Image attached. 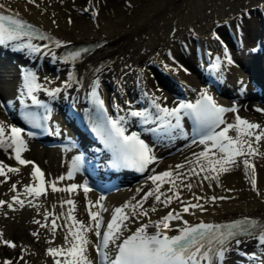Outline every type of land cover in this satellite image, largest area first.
I'll list each match as a JSON object with an SVG mask.
<instances>
[{
  "label": "bare ground",
  "instance_id": "1",
  "mask_svg": "<svg viewBox=\"0 0 264 264\" xmlns=\"http://www.w3.org/2000/svg\"><path fill=\"white\" fill-rule=\"evenodd\" d=\"M119 1L122 7L121 11L110 13L107 9L109 5L107 0H88L86 9L83 11L85 15L80 16L74 13L73 0H36L35 4H30L27 0H0V3L5 5L3 10L18 14L22 19L34 23L50 35L72 40L70 49L76 46H85L100 39L106 40L101 46L82 53L79 59L69 60L68 63L64 62L65 57L61 56L58 50L51 48L43 54H30L24 58L4 51L0 55V102L5 104L11 102V106L0 108V121H4L7 125L19 123L14 113L16 108L14 95L20 89L17 62L20 61L28 67H33L34 63L39 60L37 72L42 84L47 87L60 86L62 88V91L56 96H41L47 101H55V109L59 112L68 111V101L71 102L72 99L76 105L72 109L73 114L82 113V109L87 106L86 94L90 90L93 79L98 77L105 95L113 103L118 101L125 108L127 107L125 101H131L138 109L150 107L148 98L144 95L145 92L156 93V95L166 98L162 102L171 108L175 106L179 97L186 94V97L190 98L195 95L196 90L207 88L211 90L207 91L218 104L235 106L241 118L264 126V113L258 112L252 107L254 104H259L261 111H264V103L256 101L263 96L260 90L264 84V51L252 53V46L245 42V38L237 41L234 45L236 62L232 65L228 64V84L223 82L219 84V87H216L206 82L207 77L203 69H200L198 59L191 57L189 50H183L179 46L180 40L185 37L193 38L201 44H213L214 39L209 30L218 25L222 18L234 19L240 9L249 7L257 9L258 4L262 5L264 1ZM241 29V32L246 34L250 28L242 25ZM263 29V25L254 27L255 37L260 36ZM49 53H54V55ZM31 57H33L32 60H30ZM181 63H184L189 69L186 71L181 68ZM69 73H72V80H69L72 87L63 90V82L69 79ZM77 79L80 81L79 84L73 82ZM157 83L164 89L155 86ZM76 85L78 86L75 89ZM157 89L160 91L157 92ZM169 92L172 95H169ZM178 95L179 97H177ZM235 115L232 112L226 113L225 119L234 121ZM58 122L61 124L59 125L61 127L60 134H68L72 137L71 133L76 131L72 128L75 124L71 126L67 122L64 125L60 120ZM186 124L187 122H185V127ZM24 138L27 150L22 153V157L30 161L38 160L43 168L46 181H52L61 175L66 176L70 170L73 154L76 152L75 148L47 146L35 142L34 139L26 135ZM153 140L152 146L158 160L150 168H155L156 173L168 170L170 167L174 169L177 164L185 162L186 157L191 159L193 152H199L203 148L198 145L186 147L190 143V139L185 140L184 138L175 140H157L156 138ZM259 153H264V141H261ZM248 159L250 165L255 167L257 189L260 195L252 190L250 184L251 167L248 170L249 175L245 174L242 165L234 167L230 172L222 174L218 182L201 180L200 177H189L194 185L193 189L191 192L183 189L181 198L196 203L193 194L204 197L198 202L203 204L206 209L203 212L194 209L192 210L195 212L194 215L183 214L184 219L188 220L190 225L201 221L214 224L223 221L220 224L228 225L226 223L230 224L245 217L253 218L258 222L264 221V155L257 154ZM0 161L6 165L20 168L18 174L9 173L10 179L6 183H0V198L12 202V196L19 193L21 194L20 199H23L25 204L24 207L14 204V210L9 209L6 205L0 208V233L3 234L2 239L5 240L14 233L15 222L21 227L22 231L19 235L22 237L18 242H15L22 252L23 259L17 260L21 264H54L53 257L48 255L46 250L49 247L59 248L65 244L64 236L67 235V232L64 228L56 230L52 243L47 242L53 240V233L50 231L52 218L49 217L48 221L44 220L46 210L59 214L70 207L65 204L61 208L60 203L72 199L75 202L76 210L73 214L76 219L87 222L86 208L89 201L94 202L100 196H104L103 204L111 210L128 201L135 202L134 197L139 199L143 192L138 189L147 191L149 187H155L147 179L152 173L145 171L134 177L120 174L119 178L123 179L121 184L106 191L92 189L85 195L83 189L78 188L70 195L68 192L53 193L48 186L47 195L29 197L23 193L24 185L34 183L30 176L32 165H18L17 161L10 158L9 153L3 150H0ZM183 171L186 172L187 168ZM81 178V174L75 173L72 179L59 182L57 187H66L73 183L79 185ZM3 180L4 177H0V181ZM187 182L188 179L185 180V183ZM13 183L17 185L16 193L10 191ZM168 187L169 185H164L165 189ZM213 196L226 197V199L212 201L209 198ZM29 200H31V204H29ZM152 203V198H149L145 207H149ZM179 207L180 205L175 201L170 205V208L179 209ZM157 208L156 213H151L153 220L159 219L169 210L160 205H157ZM6 212L9 215L6 216ZM103 216L104 220L109 219L110 212L103 213ZM37 220L41 224L47 223L49 227H41L34 222ZM63 223V219L57 221L58 225ZM172 223L183 227L180 221ZM137 226L138 224H130L129 230L126 232L132 231ZM154 231V228L149 229V232ZM33 232H38L39 237H34ZM168 234L175 235L177 232L174 229ZM92 238L95 239V237ZM242 240L243 242L239 245L234 242L230 244L224 264H264V246H261L257 239L247 236L242 237ZM240 251H253L255 255L244 257L240 255ZM90 255L95 256L91 248ZM57 258L63 260V257ZM29 260L34 261L30 262ZM258 260L261 263H257ZM5 261H2L3 264ZM13 263L15 261H12Z\"/></svg>",
  "mask_w": 264,
  "mask_h": 264
},
{
  "label": "snow or ice",
  "instance_id": "2",
  "mask_svg": "<svg viewBox=\"0 0 264 264\" xmlns=\"http://www.w3.org/2000/svg\"><path fill=\"white\" fill-rule=\"evenodd\" d=\"M27 2L35 4L36 0H27ZM4 8L5 5L0 3V10ZM35 36L32 25L13 16L0 14V45L43 54V50L47 49L48 45L33 43ZM23 38H27V43L22 42ZM38 39L51 38L40 35ZM55 43L57 47L60 46L59 41ZM87 52L88 49L73 52L64 58V62L75 61L81 57L82 53ZM49 54L54 55V53ZM224 56L227 64L234 63L227 48L224 50ZM216 60L217 63L213 67L219 69L220 58L217 57ZM22 79L23 85L18 97L21 104H24L27 97L30 98L32 105L41 106L47 111V105L37 98L36 93L45 92L49 96H56L62 91L61 87L47 88L39 83L36 73L31 70L23 71ZM69 80H72V73H69V79L63 82V90L72 87ZM73 82L80 83L78 79ZM99 89L100 83L97 77L92 81V89L86 96L93 105L92 110H85L91 131L112 153L113 168L130 167L140 172L149 171L152 174L147 179L155 187H149L147 191L138 189L143 192L139 199L134 197L135 202L128 201L111 210L103 204L104 196H100L94 202L89 201L86 208L87 222L76 219L73 214L76 210L75 202L72 199L60 203L61 208L65 204L70 207L59 214L46 210L44 220L48 221L49 217L52 218L50 231L53 233V240L47 242L54 241V234L58 228H64L67 232L64 236V245L59 248L49 247L46 250L47 254L53 257L54 264H224L230 244L234 242L239 245L243 242L242 237L257 239L261 246H264V221L258 222L253 218L245 217L223 226L202 221L199 224L190 225L183 214L194 215L195 212L192 211L194 209L206 211L204 205L198 202L204 197L193 194L196 203L181 198L183 189L189 192L193 189L194 185L189 177L218 182L222 174L241 165L246 175H249L248 170L251 167L250 184L252 190L260 195L257 189L255 167L250 165L248 158L257 154L264 155L259 153L261 141H264V126L241 118L235 106L226 108L219 105L206 90H201L194 102L181 101L171 108L162 102L166 98L156 93L145 92L144 95L148 98L150 107L135 109L131 101H125L126 108L115 105L116 114L109 115ZM156 91L159 92L160 89ZM10 106L11 102L7 104L0 102V108ZM229 112L236 114L234 121L225 119V114ZM23 116L33 128L43 127L42 121L49 118L47 115L29 111H25ZM134 118H138L141 125H152L145 127L144 131L154 134L157 140L179 138L189 140V132L185 130L187 119L191 121L192 127L190 143L186 147L198 145L203 148L199 152H193L191 159L186 157L185 162L177 164L174 169L170 167L168 170L156 173L155 168H150L158 160L153 146L142 139L139 132L128 131V126L132 124ZM55 134H60L58 127L55 129ZM27 135L31 136L33 133L28 132ZM24 136V128L7 125L4 121H0V150L8 152L9 157L14 158L18 165H32L30 176L34 183L24 185L23 195L29 197L47 195L48 186L53 193L68 192L70 195L81 187L85 195L92 190L87 184L73 183L66 187H57L59 182L72 179L74 173L80 171L82 158L79 155L73 158L66 176L61 175L52 181H46L45 174L39 166L34 161L22 157V153L27 150ZM185 168H187L186 172L183 171ZM19 172V167H12L0 161V177H4L0 183H6L10 179L9 173L18 174ZM186 179H188L187 183H185ZM35 181H38V184ZM165 184L169 185L166 189ZM10 191L17 192L16 183L12 184ZM20 195L19 193L13 195L12 202L0 200V207L6 205L13 210L14 204L24 207L25 201L20 199ZM149 198H152L153 203L145 207ZM209 199L216 201L226 197L213 196ZM174 201L180 205L179 209L170 208ZM28 202L31 204V200ZM157 205L169 210L159 219L153 220L151 213L158 211ZM53 207L55 208V205ZM105 212H110V220L107 222L103 216ZM61 219L64 223L58 225L57 221ZM173 221L182 222L183 227L173 225ZM34 222L41 227H49L47 223L41 224L38 220ZM130 224H138V226L130 234L125 235ZM150 228H154L155 231L149 232ZM174 229L177 234L169 235L168 233ZM32 235L39 237L38 232H33ZM2 237L3 234L0 233V242L8 247H17L15 243L3 240ZM90 248L95 253L94 257L90 255ZM57 257H63V260ZM4 264H12V261L6 260Z\"/></svg>",
  "mask_w": 264,
  "mask_h": 264
},
{
  "label": "rangeland",
  "instance_id": "3",
  "mask_svg": "<svg viewBox=\"0 0 264 264\" xmlns=\"http://www.w3.org/2000/svg\"><path fill=\"white\" fill-rule=\"evenodd\" d=\"M102 1H106V0H102ZM107 1L109 3L107 9H108V11L110 13L120 12L121 11L122 7L120 5V1L119 0H107ZM251 1L252 2H255L257 0H251ZM229 2H233V0H229ZM72 3L74 4V10H75L74 13L76 15H80V16L81 15H85L84 12H83L85 8H81V7L87 5L88 4V0H73ZM85 12H87V11L85 10ZM239 12L241 13L242 12V9H240ZM242 17H243V20H244V22H245L246 25H249L250 24V19L253 18L251 16L250 12L242 14ZM255 21H256V19H255ZM185 39H186L187 42H189V43L191 42V40H189L188 37L187 38L185 37ZM248 44H253V41L252 40H248ZM190 56H193V55L190 54ZM158 84L159 83L155 84V86H159V87H162L163 88L162 85H160V84L158 85ZM169 95H172V94L169 92ZM256 101H258L260 103H263L264 102V100H261V101L260 100H256ZM254 106L255 105H253V108H254ZM35 142H37V141H35ZM5 214H6V216L9 215L8 212H6ZM13 229H14L13 230L14 233H12L11 237L9 236L7 238H8V241L11 240V242L15 243V242H18L19 241L20 237H22L21 235H19L22 230H21V227H19L16 222L14 223ZM12 237H14V238H12ZM7 238L5 240H7ZM21 253H22L21 252V249H20V247L18 245L14 249L12 247H8L7 245H5L3 243H0V264H3V262H2L3 260H12V261H15V263H13V264H21V262H18L17 261V260H20L21 259ZM29 261L30 262H33L34 260L33 261L32 260H29ZM29 261H27V262H29Z\"/></svg>",
  "mask_w": 264,
  "mask_h": 264
}]
</instances>
